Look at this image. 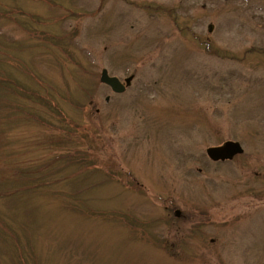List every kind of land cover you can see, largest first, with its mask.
I'll return each mask as SVG.
<instances>
[{"label":"rangeland","instance_id":"obj_1","mask_svg":"<svg viewBox=\"0 0 264 264\" xmlns=\"http://www.w3.org/2000/svg\"><path fill=\"white\" fill-rule=\"evenodd\" d=\"M0 264H264V0H0Z\"/></svg>","mask_w":264,"mask_h":264},{"label":"water","instance_id":"obj_2","mask_svg":"<svg viewBox=\"0 0 264 264\" xmlns=\"http://www.w3.org/2000/svg\"><path fill=\"white\" fill-rule=\"evenodd\" d=\"M131 80L132 78L126 80L127 86L131 84ZM102 81L110 85L116 92H123L125 90V86L122 85L116 78H110L106 71L103 72ZM242 153L243 150L241 146L238 143L233 142H228L224 146L218 148H211L208 150V155L214 161L231 160V158L233 159L234 156Z\"/></svg>","mask_w":264,"mask_h":264}]
</instances>
